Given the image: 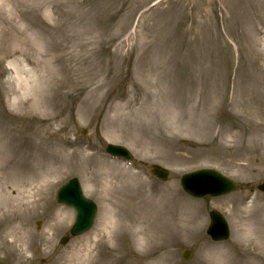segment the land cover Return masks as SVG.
I'll return each mask as SVG.
<instances>
[{"label":"rangeland","instance_id":"obj_1","mask_svg":"<svg viewBox=\"0 0 264 264\" xmlns=\"http://www.w3.org/2000/svg\"><path fill=\"white\" fill-rule=\"evenodd\" d=\"M22 124L4 191L13 198L19 181L36 201L0 209V260L77 264L88 237L129 221L161 236L149 257L133 234L128 249L119 241L128 264H264V0H0V128L13 137ZM109 143L137 165L112 160ZM200 168L242 188L193 199L180 179ZM72 177L99 214L63 245L76 213L54 195ZM110 207L120 215L104 224ZM212 209L230 222L227 242L206 233Z\"/></svg>","mask_w":264,"mask_h":264},{"label":"bare ground","instance_id":"obj_2","mask_svg":"<svg viewBox=\"0 0 264 264\" xmlns=\"http://www.w3.org/2000/svg\"><path fill=\"white\" fill-rule=\"evenodd\" d=\"M22 125L21 126L19 125L20 127L19 129L15 128V135L13 137H10V133L6 129L0 128V206H3L0 209L2 210L3 208H5V205L13 208L14 210L16 209V207L18 208L20 205L22 207L23 206L26 207L28 202L29 203L31 202L30 198L34 197L37 194V192H30V191H25V190L23 191L22 182H19V181L14 183V185L20 189L19 190L20 192L16 196L11 198L4 191L6 183L10 179L8 171L10 168L14 166V164L16 166V161H17L16 157L21 152L20 148L22 147V141L19 138L21 137L22 132L24 133V130L22 128L26 129L24 125L23 126ZM44 131L48 132V133H45L46 139L48 141H52L54 139V135L52 134V132L50 133V130H47L45 128H44ZM24 210H26V208H24ZM119 215H120L119 212L114 211L113 208L110 207L109 214L107 215L108 217H105L104 224H107V223L112 224L115 216L119 217ZM18 216L19 214H17V217ZM142 219H145V218L142 217ZM139 222L141 221L139 220ZM136 224L137 223H135V225ZM141 224L142 222L139 225ZM128 225H129V221L126 222L125 224H121L119 222L117 228L115 227L116 229L115 228L114 229L110 228V230L107 229V232H105V235L101 237L104 240L97 239L99 238L100 234H96L95 236L96 240H94L92 243L96 242L97 246L95 248L99 249V252H98L99 257H101L100 255H102V253L105 254V262L103 263L105 264H128L127 260H125V257H122V255H120L123 249V246L118 247V244H119V241H123L125 243V246L128 249L129 248L128 246L129 238L128 237H130L129 236L130 234H133L132 236L136 238L137 246L144 247L146 244L148 245L147 248L149 247V250L147 251V254L145 253V255H141V256L149 257V256L154 255V251L150 249H151L152 244L155 241V238H157V236L158 237L161 236L160 231H157L156 228L152 227L151 224L150 226L146 227V231L139 227L138 229L136 227V230H133ZM111 243L112 244L115 243V244L111 246L110 245ZM156 246L159 249L167 247V245L166 246H164L163 244L160 245V243ZM93 247H89V245H87L85 246L84 249L81 250L82 254L76 257V260H75L77 264H83V261L86 262L87 260H88V264H97V259H92V256H91L94 251ZM119 248H121V250ZM113 251H116L118 253V256H115L113 254ZM253 255L258 256L256 254H253ZM166 260L169 263H172V261L169 258H167Z\"/></svg>","mask_w":264,"mask_h":264},{"label":"water","instance_id":"obj_3","mask_svg":"<svg viewBox=\"0 0 264 264\" xmlns=\"http://www.w3.org/2000/svg\"><path fill=\"white\" fill-rule=\"evenodd\" d=\"M71 190H70V192H71V197L73 198H75V200L73 199L72 201L74 202V203H76L77 205H78V207L80 208V213H81V219H82V217L84 216V217H86L87 216V214H86V212L88 211V210H86V209H88L89 207H90V205H89V203L88 202H84L83 200V197H82V194H81V192L79 191V190H77L76 189V186H75V184H74V186L73 187H69ZM70 202H71V200H70Z\"/></svg>","mask_w":264,"mask_h":264}]
</instances>
